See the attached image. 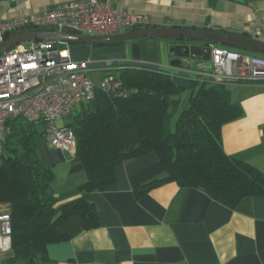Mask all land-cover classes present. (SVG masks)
<instances>
[{
  "label": "crops",
  "instance_id": "crops-1",
  "mask_svg": "<svg viewBox=\"0 0 264 264\" xmlns=\"http://www.w3.org/2000/svg\"><path fill=\"white\" fill-rule=\"evenodd\" d=\"M69 1L74 0H0V17L36 14ZM113 4L149 17L153 27L211 28L264 42V0H113ZM170 46L165 40L137 39L68 49L72 60H91V66L119 62L175 71ZM228 87L243 115L222 127L223 150L264 177V83L231 82ZM42 148L38 147L41 164L54 171L50 188L59 204L78 198V186L85 181L79 159L49 144ZM163 176L155 153L118 165L112 186L83 195L98 209V226L83 229L78 217L63 223L59 233L67 238L47 246L49 264H264V196L245 197L227 207L199 189L166 183L135 197L136 186ZM9 212L8 205L0 204V213Z\"/></svg>",
  "mask_w": 264,
  "mask_h": 264
},
{
  "label": "trees",
  "instance_id": "trees-1",
  "mask_svg": "<svg viewBox=\"0 0 264 264\" xmlns=\"http://www.w3.org/2000/svg\"><path fill=\"white\" fill-rule=\"evenodd\" d=\"M113 63L119 68L109 65L105 74H113L122 86L96 87L95 99L66 117L70 121L65 126L76 139L70 152L85 174L78 198L59 204L51 191L54 171L42 166L36 145L44 138V125L19 117L6 122L0 204L10 207L11 247L2 259L0 255V264H49L47 246L67 238L59 233L63 223L78 217L83 229L98 226V209L83 195L106 191L115 183L118 165L148 153L157 155L164 176L136 186L137 199L166 183L199 189L227 207L245 197L264 196L262 174L222 147V127L243 115L227 88L231 82L196 79L179 68ZM185 93L188 96L182 100Z\"/></svg>",
  "mask_w": 264,
  "mask_h": 264
},
{
  "label": "built area",
  "instance_id": "built-area-1",
  "mask_svg": "<svg viewBox=\"0 0 264 264\" xmlns=\"http://www.w3.org/2000/svg\"><path fill=\"white\" fill-rule=\"evenodd\" d=\"M148 27H153L149 17L130 14L115 6L113 0H74L36 14L0 17V43L26 30L36 32L49 28L85 36H110L131 28ZM64 45L67 48L60 47ZM113 64L107 63L106 69L109 65L113 66L110 69L119 68ZM90 66L89 60L71 59L68 43L53 40L21 42L0 52V153L5 124L16 117L30 124L42 123L47 143L70 152L76 145L75 135L69 127L57 126L56 122L71 114L78 104L92 102L96 87L114 90L122 86L109 72L96 83ZM182 70L196 79L202 77L213 82L264 83V58L220 46H211L209 72ZM10 246L9 213H0V255Z\"/></svg>",
  "mask_w": 264,
  "mask_h": 264
},
{
  "label": "water",
  "instance_id": "water-1",
  "mask_svg": "<svg viewBox=\"0 0 264 264\" xmlns=\"http://www.w3.org/2000/svg\"><path fill=\"white\" fill-rule=\"evenodd\" d=\"M137 39H162L171 41L170 64L179 69L209 72L211 46H220L234 50L248 51L264 55V42L231 32H217L211 28L182 27H148L129 29L126 32L110 36H85L70 31L56 32L51 29L42 31L16 32L6 41L0 43V52L18 43L28 41L53 40L63 43L89 44L103 46ZM184 40L186 43L177 41Z\"/></svg>",
  "mask_w": 264,
  "mask_h": 264
},
{
  "label": "rangeland",
  "instance_id": "rangeland-1",
  "mask_svg": "<svg viewBox=\"0 0 264 264\" xmlns=\"http://www.w3.org/2000/svg\"><path fill=\"white\" fill-rule=\"evenodd\" d=\"M25 45H28V44L25 43ZM73 45L78 46V45H85V44H74V43H70V44H68V47H69V46L72 47ZM60 47H66V48H67V45L60 46ZM237 51H238L239 53L243 54V55H249V56L257 57V58H264V55H262V54H256V53H251V52H248V51H242V50H237ZM73 61H76V60H73ZM80 61H81V60H80ZM80 61H76V62H80ZM84 61H87V60H84ZM89 61H91V60H89ZM91 62H92V61H91ZM97 63H100V61H97ZM90 67H91V69H92V73H91V77H92V79H93L96 83H99V80H100V79L105 75V73H106V72H105L106 64H105V65H102V64H96V65H93V66H90ZM114 71H116V70H114ZM228 89L231 90L232 87H231V88L228 87ZM232 90H233V89H232ZM187 96H188V93L183 94V95L181 96L182 100H185V99L187 98ZM93 103H94V102H93ZM79 109H80V104H78L74 110H79ZM75 112H76V111H74V113H75ZM69 121H70V118H64V119H61V120H59L58 122H56V125H57V126H63V125H65V124H67ZM36 143H37V146L40 148V150L43 149L42 147H44V148L46 149V147L48 146V143L46 142V139H44V138H40V139H38ZM10 247H11V246H10ZM9 251H10V249L7 250L6 253L9 252Z\"/></svg>",
  "mask_w": 264,
  "mask_h": 264
},
{
  "label": "flooded vegetation",
  "instance_id": "flooded-vegetation-1",
  "mask_svg": "<svg viewBox=\"0 0 264 264\" xmlns=\"http://www.w3.org/2000/svg\"><path fill=\"white\" fill-rule=\"evenodd\" d=\"M177 42H179V43H186L184 40H179Z\"/></svg>",
  "mask_w": 264,
  "mask_h": 264
},
{
  "label": "bare ground",
  "instance_id": "bare-ground-1",
  "mask_svg": "<svg viewBox=\"0 0 264 264\" xmlns=\"http://www.w3.org/2000/svg\"><path fill=\"white\" fill-rule=\"evenodd\" d=\"M210 63V62H209Z\"/></svg>",
  "mask_w": 264,
  "mask_h": 264
}]
</instances>
